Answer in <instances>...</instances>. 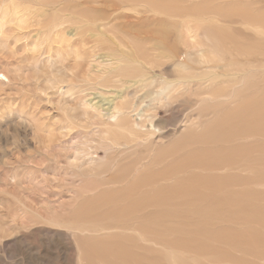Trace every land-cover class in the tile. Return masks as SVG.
I'll use <instances>...</instances> for the list:
<instances>
[{"label":"rangeland","instance_id":"374dc122","mask_svg":"<svg viewBox=\"0 0 264 264\" xmlns=\"http://www.w3.org/2000/svg\"><path fill=\"white\" fill-rule=\"evenodd\" d=\"M139 257L264 264V0H0V264Z\"/></svg>","mask_w":264,"mask_h":264},{"label":"bare ground","instance_id":"6f19581e","mask_svg":"<svg viewBox=\"0 0 264 264\" xmlns=\"http://www.w3.org/2000/svg\"><path fill=\"white\" fill-rule=\"evenodd\" d=\"M58 11L61 12L60 13L61 17L58 18L59 23H57L58 25H56L57 33H56L55 38L62 43L65 40V35H63L64 34L63 33L64 25L73 21V18L71 16H75L74 14L76 12L75 13L72 12L71 14H67L69 12L67 7H62V9L60 8ZM84 14H87V12H85ZM62 15H65V16L63 17ZM87 21H88V24L90 25L91 24V20H87ZM75 36H77V34ZM91 52L94 53V57L93 58H95V60H101V63H97L96 66H102L103 65V67H105L106 70H109V71L114 70V68H112L111 66H116L117 68H119V67H121L122 64L125 63L124 62L125 60L121 59V58H119V59L112 58L111 59L109 54H105L104 53V54L98 55L97 54L98 52H96V48L93 51H91ZM113 62H115V64H113ZM221 77H223V75H216L213 78V80H216V79L221 78ZM140 78L143 79L144 76L140 77ZM213 80H210V81L208 80V82H211ZM132 83H134V84H132ZM139 83H142V82L141 81H134L133 82V80H132L131 84H122L121 86H119V88L115 87L116 91H114L112 89L110 91L91 93V95H94V98L90 99L91 101L99 99V102L95 103L94 105H92L91 108H93V111L96 114H98L100 117L101 116L103 118L109 117V119H112L113 120L112 122L117 123V126L119 128H121L122 130H128V128H129L128 124L130 123V124H132V125H134L135 127H138V128H145L147 126H150V130L148 129L147 131L149 133H151L153 131L152 129H154V128L156 129V127L153 126V122L151 120H149V121L146 120V117H144V114L138 113L139 110H140V106L142 104H140L139 102L137 104V102L135 101L137 98L136 97L134 98V95L137 92L134 95H131L133 91L129 92V90L135 88ZM170 86H172V84H168L167 85L168 89H166L164 92H162L161 95L159 93H156V96L159 98L160 96H163L164 94H168V93L170 94L171 92H168V90H170L169 89ZM200 95L206 96V95H209V93L204 92V93H202ZM200 95H198V96H200ZM149 96L151 97L152 94H150ZM119 99L124 100L125 103L128 104V105H130L131 102H132L133 105H131L129 108L127 107V105H125L123 108H120V106L119 107L115 106V101L119 100ZM127 99H131V101L129 102V101H127ZM105 107H108V108L103 109ZM104 112H106V113L104 114ZM131 113H134V114L130 117L129 115ZM129 119H130V121H129ZM138 261H139L138 264H141V262L143 261V257H139ZM153 263H158L159 264V262L157 260H153Z\"/></svg>","mask_w":264,"mask_h":264}]
</instances>
